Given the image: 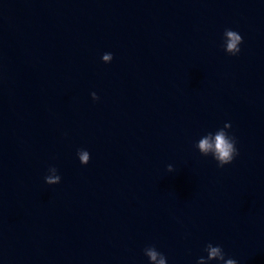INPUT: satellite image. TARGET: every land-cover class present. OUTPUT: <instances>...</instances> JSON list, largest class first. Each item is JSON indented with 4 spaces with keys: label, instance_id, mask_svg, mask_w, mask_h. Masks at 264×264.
Instances as JSON below:
<instances>
[{
    "label": "water",
    "instance_id": "obj_1",
    "mask_svg": "<svg viewBox=\"0 0 264 264\" xmlns=\"http://www.w3.org/2000/svg\"><path fill=\"white\" fill-rule=\"evenodd\" d=\"M226 123L217 168L195 145ZM208 243L264 264V0H0V264H196Z\"/></svg>",
    "mask_w": 264,
    "mask_h": 264
},
{
    "label": "clouds",
    "instance_id": "obj_2",
    "mask_svg": "<svg viewBox=\"0 0 264 264\" xmlns=\"http://www.w3.org/2000/svg\"><path fill=\"white\" fill-rule=\"evenodd\" d=\"M223 50L226 55L236 56L240 52L239 45L242 43V37L231 29H225L223 33ZM111 53H105L101 57V61L104 64H108L112 60ZM91 99L95 102L99 99L95 92L91 93ZM229 124H224L223 128L218 129L214 134L209 132L201 137L195 148L198 150L202 157L211 156L216 162L217 168H224L233 162L238 155L236 149V139L233 136L228 135ZM77 158L81 166H86L90 160V154L87 150L78 149ZM169 173L173 172V167L169 165L167 167ZM48 175L45 177L44 182L48 186L56 185L60 182V176L57 175V169L50 167ZM206 258L201 256L196 264H211L215 261L216 264H237V261L232 258H225V253L220 245L213 246L208 243L204 247ZM144 255L147 257L148 264H167L166 257L158 252L155 246H149L144 249Z\"/></svg>",
    "mask_w": 264,
    "mask_h": 264
}]
</instances>
